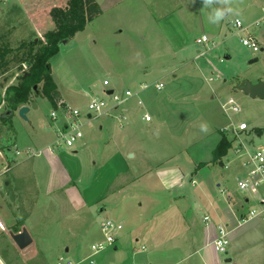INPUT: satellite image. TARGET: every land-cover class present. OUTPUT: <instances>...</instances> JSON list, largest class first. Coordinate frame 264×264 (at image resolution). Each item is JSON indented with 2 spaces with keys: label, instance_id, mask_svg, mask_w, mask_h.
<instances>
[{
  "label": "rangeland",
  "instance_id": "1",
  "mask_svg": "<svg viewBox=\"0 0 264 264\" xmlns=\"http://www.w3.org/2000/svg\"><path fill=\"white\" fill-rule=\"evenodd\" d=\"M216 1L218 8L232 9L218 24L211 20L216 7L212 3L203 7L202 0H97L102 14L88 23L84 31L62 43L58 55L51 60L52 75L62 94H79L77 99L70 100L71 104L86 111L92 97L104 100L109 108L114 106L112 97L106 94L108 90L122 94L126 90L135 92L143 84L150 87L126 103V123L119 119L118 110L111 117H96L84 127L85 144L76 156L64 146L51 144L58 134L51 117L54 108L47 98L33 94L37 108H31L28 120L15 111L4 121L7 106L0 107V216L6 217V229L0 231L3 264H57L61 255L79 259L102 236L100 229L106 220H122L125 237L116 251L109 249L97 257L101 264H136L150 254L145 237L153 228L149 222L152 213L147 212V205L139 206L140 199L128 197L132 191L126 193V177L116 179L114 189L103 195L92 211L84 209L80 219L73 217L63 202L64 189L47 187L45 164L39 174L35 173V163L42 162L45 156L39 152L48 145H52L55 156L78 160L82 177L79 191L91 188L100 171L101 179L111 182L125 170V166L121 168L113 160L118 153L126 157L130 152L126 162L142 170L145 161L141 155L131 158L136 152H153V159L166 162L204 144L207 148V140L217 148L216 142L226 137L220 129L232 124L246 123L249 128L239 137L231 136L233 146L241 141L252 150H264V99L252 98L237 88L246 80L254 84L264 82V0H229L228 4ZM237 17L248 27L246 31L233 27ZM219 29L220 36L213 35ZM205 33L210 35L211 43L199 45L197 41ZM31 35L30 27L18 12L0 6L1 96L9 86L19 84V77L27 70L23 62L28 51L21 47L33 39ZM248 35L261 42L260 52L254 53L242 45L241 38ZM227 54L231 59H226ZM255 59L258 61L252 63ZM106 80L108 87L104 85ZM158 82L165 85L162 91L154 88ZM37 90L42 93L43 86ZM59 100L55 110L66 105ZM229 100L239 106V113L226 112ZM147 113L151 122L143 119ZM202 124L207 125V131L201 130ZM100 126H104L102 131ZM230 152L217 160L213 155V161L223 165L224 158L233 155ZM175 158L167 164L179 165ZM220 172L229 176L231 187L237 188L241 196L246 195L239 192L234 172ZM188 190L193 192L190 186ZM262 200L264 186L246 204V219L250 211L260 209ZM191 206L189 209L194 212ZM126 217H133L130 231L137 229L128 244ZM240 224L235 240L227 248L236 249L240 264H264V217ZM24 229L34 243L20 250L12 236ZM143 246L146 251H142ZM211 252L218 264H231L226 260L232 254H220L214 248ZM204 261L201 255L188 258L178 252L159 260V264H205Z\"/></svg>",
  "mask_w": 264,
  "mask_h": 264
},
{
  "label": "crops",
  "instance_id": "2",
  "mask_svg": "<svg viewBox=\"0 0 264 264\" xmlns=\"http://www.w3.org/2000/svg\"><path fill=\"white\" fill-rule=\"evenodd\" d=\"M68 1L69 0H14L15 3H12L11 0H3L0 1V6H8L9 10L18 12V14L23 17L26 25L30 27L32 32L30 37H33L32 40L38 41L39 37L43 38L47 32L55 28V24L50 15L52 9L65 8L68 5ZM215 1L216 0H214L212 5L218 8ZM220 1L223 2V0ZM236 19H240V17ZM215 32L216 33L213 35L220 36V29ZM204 35L210 36L206 33L202 36ZM55 83L58 92L61 94L58 98V100L60 99L59 102L66 104L65 106L77 108L71 104L70 100L77 99L79 94H73L71 97H67L62 94L58 83L56 81ZM110 91L115 90H108L106 92ZM88 97L91 98L92 96L89 94ZM78 109L81 108L78 107ZM54 111L58 110L54 108L53 112ZM30 112L31 109L29 113ZM123 112L128 113L127 108L123 109L122 113ZM29 113L27 115H29ZM114 113H116V111L113 110L110 114L105 116L111 117ZM96 119L98 118L88 117L87 120H84V127L91 124ZM52 121L55 126L56 135L67 122L61 114L59 118L55 120L52 119ZM126 121L123 122L121 120L123 123H126ZM122 126L123 125H121V128ZM100 129L102 131L104 126H100ZM156 135H158V133ZM231 136L233 135L226 136L229 142H231ZM55 140L51 143L52 145H54ZM207 141L208 142H205L208 143L207 148L204 144L203 146L192 149L190 152L187 151L186 154L184 153L185 155H182L178 159L175 158L178 156H172L167 159L166 162H162V160L158 158L153 159V157H151L154 154L153 152H150V154L142 151L139 153L136 152L131 158H136L137 154L141 155V159L145 161L144 164L141 165L142 170H140L139 167L133 168L126 162L128 159L127 155L130 154V152L126 153V157L118 153L113 160L118 162L121 168L125 166V170L117 174L116 178L111 182H108L105 178L101 179L100 171L93 182V186L89 189L85 188L82 191H79V184L82 177L77 165L78 160L75 157H71L67 160L68 158L66 159V157L62 159L55 156L53 154L52 145H48L39 152L41 155L45 156L44 159L41 160L42 162L37 161L35 163L34 170L36 174H39L42 166L45 164L44 173H46V177H48V182H46L48 184L47 187L64 189L65 199L63 202L69 207L70 214L78 219L81 218L82 215L79 214H82L84 209L87 212L90 210L92 211L95 206L103 200L102 196L110 192L116 179L126 177V179H123V181L126 180V193L132 191L128 197L140 199L142 203H140L139 206L143 207L144 204L147 205V212L151 210L152 213L149 222L153 223V228L150 232L146 233L145 237L147 243L150 245L151 251L146 259L141 262L137 261L136 264H159V260H166L168 255L172 257L178 252L187 254L188 258L201 255L202 260L206 261L205 264H207V262L208 264H218L216 258L211 257L212 248L217 252L213 243L218 238V228L220 226H226L228 230L231 231L229 238L230 242L233 241V239L235 240L237 231L241 227L240 221L246 219L243 210L246 204L251 202V198L258 195L259 192L246 193V195L241 196V194L237 192V188H232L229 176L222 174L220 169L234 172L236 181L237 178L243 174V170L239 163L240 160H234L232 158L234 155H232L230 158H224L225 162H223V165L220 166V164H222L221 161L218 162L219 164H216L213 161V154L216 146L211 147L213 142L211 143L210 140ZM219 142L220 140L216 143L218 144ZM84 144L82 139L75 148H65L71 150L72 155L76 156L79 153L80 147H83ZM230 150L231 152L229 155H231V153L233 154L234 146L232 143L228 151ZM65 155L68 156L69 154L66 153ZM174 158L178 161L179 165L169 166L167 163L172 159L174 160ZM150 161H152L153 164H149ZM105 170L106 169L103 168L102 172H105ZM38 180L41 181V175ZM100 184H102V187L99 188L98 185ZM188 186L191 187L193 192L188 190ZM120 187L122 188L121 185ZM190 204L194 212L190 211ZM205 216L210 217L209 222L204 220ZM3 218L5 220L6 217L2 216L1 218L0 216V219L5 225ZM130 218L126 217V244H128L131 234L137 232V229H133V232L132 230L130 231L129 227H132L133 217ZM116 222L122 224L124 229L122 220ZM122 231L119 234L117 244L125 237ZM101 240H103V235L97 238L95 243ZM135 241L137 242V238ZM117 244L115 251L118 249ZM146 249V247H142V251H146ZM66 252H69V248L66 249ZM89 252L90 247L87 253L80 256V258L87 256ZM227 254H232V257L227 259L226 263L240 264L238 252L234 247H232L231 251L228 249ZM228 260L231 261L229 262Z\"/></svg>",
  "mask_w": 264,
  "mask_h": 264
},
{
  "label": "built area",
  "instance_id": "3",
  "mask_svg": "<svg viewBox=\"0 0 264 264\" xmlns=\"http://www.w3.org/2000/svg\"><path fill=\"white\" fill-rule=\"evenodd\" d=\"M233 27L235 29L244 31L248 29V27H244V24L240 19H236L234 21ZM241 42L244 47L252 50L254 53H258L262 50L261 42L255 36H243L241 38ZM197 43L199 45L209 44L211 43V40L207 35H204L200 39H198ZM104 85L108 87L110 83L106 80L104 82ZM149 87L150 85L143 84L135 92L132 90H126L122 94L113 91L110 97H112L113 99L114 106L110 108L104 100L92 97L89 101L86 111L70 106H63L58 111H54L51 115L52 119L55 120L59 118L61 114V116L67 121L64 127L59 131L54 145L56 147L64 146L70 149L75 148L76 145H78L79 142L84 138V120H87L88 117H101L110 114V112L113 110H120L121 114L118 117L120 118V120L125 122L126 112L122 113V110L126 108V103L131 98L139 96L142 91L147 90ZM154 88L157 91H162L165 88V85L162 82H158L154 85ZM106 94H108V92H106ZM138 104L140 106L143 105L142 101H139ZM226 107H228L226 112H240V108L234 100H229L225 105V108ZM143 119L146 122L152 121V117L148 114H145L143 116ZM248 129V125L246 123H242L238 126L232 124L230 126L223 127L220 131L226 136L233 135V137H239L240 133L246 132ZM31 154L35 155L33 153ZM233 155L234 160H240L239 163L243 170V174L236 180L239 192L245 194L258 193L264 186V150H252L250 146L239 141V143L234 146ZM261 217H264V201H261L260 209H253L252 211H250L249 217L243 221L246 223L248 221L259 219ZM204 220L206 222H209L210 217L205 216ZM5 229V225L0 219V231L4 232ZM122 230V224L113 220H106L101 225L103 240L93 243L90 246V252L87 256L80 259H74L65 255H61L57 260V264H101L97 260V257L109 249H116L117 240ZM230 235L231 231H229L226 226H220L218 228V238L213 243L218 253L227 254V247L230 244ZM0 264H3L1 259Z\"/></svg>",
  "mask_w": 264,
  "mask_h": 264
},
{
  "label": "trees",
  "instance_id": "4",
  "mask_svg": "<svg viewBox=\"0 0 264 264\" xmlns=\"http://www.w3.org/2000/svg\"><path fill=\"white\" fill-rule=\"evenodd\" d=\"M101 14L97 0H69L65 8L52 9L50 15L55 28L47 32L42 40L38 39L37 43L31 40L21 47L28 51V57L23 62L27 70L19 77V84L9 86L4 96L0 95V107L5 104L8 111H18L23 106L33 104L34 94L47 98L57 108L58 88L52 75L51 60L58 55L64 41L84 31L88 23ZM40 85L43 86L42 93L35 90ZM230 147L231 142L223 137L214 151V159L225 156Z\"/></svg>",
  "mask_w": 264,
  "mask_h": 264
},
{
  "label": "water",
  "instance_id": "5",
  "mask_svg": "<svg viewBox=\"0 0 264 264\" xmlns=\"http://www.w3.org/2000/svg\"><path fill=\"white\" fill-rule=\"evenodd\" d=\"M37 43V40H36ZM67 41H64L63 44H66ZM226 59H231L230 56L227 54L226 55ZM258 60L255 59L252 61V63L257 62ZM238 90L244 92L245 94L251 96L252 98H259V99H264V82H258L256 84L251 83L249 81H243L241 83L240 86L237 87ZM35 90H37V87H35ZM113 93V91L108 92V95H111ZM31 108H37V104L33 103L31 106H23L21 107L18 112L20 114V116L25 119L28 120L27 114L29 113ZM14 114L13 111H7L5 112V114L2 116L3 119H7L9 120L10 117ZM157 134V133H156ZM105 210L104 207L101 208V212H103ZM12 239L15 243V245L18 247V249L20 250H26L27 248H29L33 243L34 240L31 236V234L28 232L27 229H24L22 232L18 233V234H14L12 236ZM229 262L231 260H228Z\"/></svg>",
  "mask_w": 264,
  "mask_h": 264
},
{
  "label": "clouds",
  "instance_id": "6",
  "mask_svg": "<svg viewBox=\"0 0 264 264\" xmlns=\"http://www.w3.org/2000/svg\"><path fill=\"white\" fill-rule=\"evenodd\" d=\"M195 2V0H194ZM214 0H202V4H203V7H206L208 5H210L211 3H213ZM223 3L224 4H228L229 3V0H223ZM232 12V9L231 8H216L214 9V14L213 16L211 17V20H212V23H219L221 20H223L225 18V16L229 13ZM201 130L202 131H207V125H201Z\"/></svg>",
  "mask_w": 264,
  "mask_h": 264
}]
</instances>
